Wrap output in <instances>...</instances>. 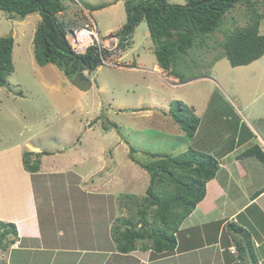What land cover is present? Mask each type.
Masks as SVG:
<instances>
[{"label":"rangeland","instance_id":"374dc122","mask_svg":"<svg viewBox=\"0 0 264 264\" xmlns=\"http://www.w3.org/2000/svg\"><path fill=\"white\" fill-rule=\"evenodd\" d=\"M263 1L258 0L260 11ZM63 4L66 9L58 16L72 26L67 40L72 31L83 27L97 33L106 52L101 65L84 71L91 84L86 90L74 85L53 64L40 66L35 61L33 36L40 20L38 13L21 19L0 11V36L12 35L14 39V70L8 82L0 86L1 215L13 209V201L26 206L30 198L26 185L29 171L24 170L21 161L24 151H53L47 153L44 163L53 162L58 170L68 167V171L83 175L92 168L93 178L108 173L117 181L108 188L112 195L105 202L114 209L113 213L120 210L127 217L131 215L130 207L132 212L136 209L149 182L148 173L130 158V146L177 154L191 145L185 144V138L180 141L176 137L178 126L166 115L170 101L192 105L201 122L205 120L204 125L211 118L218 119L214 128L201 129L208 145L220 138L223 142L228 140L243 121L255 129L254 121L264 116V74H260L264 56L253 66H231L222 53L225 36L247 23L244 4H236L225 15L223 25L207 37L203 46L197 45L180 57L175 69L185 79L210 75L182 85H175L179 84L178 77L161 68V72L154 69V44L145 21L134 28L128 43L118 44L115 33L126 19L124 0H63ZM86 4L109 5L90 11ZM260 33L264 34V20ZM110 122L118 125L119 132L112 126L103 128L110 126ZM257 138L255 135L252 144H258ZM134 157L141 162L151 160L143 152ZM42 159L41 156L40 162ZM71 172V177L66 178L69 181L74 179ZM50 188L52 191L45 192L50 190L54 194L57 210L66 208L67 193L80 192L74 184L68 189L60 182ZM111 237L110 231L109 249H116ZM0 264L6 263L0 260Z\"/></svg>","mask_w":264,"mask_h":264},{"label":"trees","instance_id":"16d2710c","mask_svg":"<svg viewBox=\"0 0 264 264\" xmlns=\"http://www.w3.org/2000/svg\"><path fill=\"white\" fill-rule=\"evenodd\" d=\"M239 3L248 10L247 23L242 27L235 26L237 28L225 36L222 53L231 66L248 65L264 55V34L260 33L264 1L260 11L258 0H186L185 4L170 3L168 0H124L126 19L115 35L119 38L118 44L124 46L134 28L145 21L154 44L156 64L183 83L191 78L185 79L184 75L176 73L180 57L197 45L203 46L207 37L223 25L225 15ZM107 5L86 4L85 8L94 11ZM65 9L63 0H0V11L10 18L23 19L32 13L39 14L40 20L33 36L34 59L40 66L53 64L72 80L75 75L90 71V67L95 69L101 65L100 55L103 57L106 52H99L96 45L89 46L84 53L72 50L66 38L72 26L58 16ZM13 46L12 35L0 36V86L8 82L7 78L14 70ZM166 115L189 138L194 137L201 125V118L194 107L181 100L170 101ZM254 122L255 130L264 140V119ZM111 126L119 128L115 122H110V126L103 125V128L106 130ZM138 152L149 155L151 160H136L134 154ZM44 154L47 152L24 151V169L30 173L37 172L40 157ZM129 156L148 173L149 182L145 194L138 198L136 209L132 212L130 207L131 215L119 217V222L116 225L114 222L111 227L117 249L125 253L138 247L158 254L172 252L180 224L204 198L206 183L218 169V159L191 145L177 154L130 146ZM249 156L255 157L264 166V153L258 144L250 145L237 155L238 158ZM229 227L246 242L240 240L237 248L240 256L247 260L246 247L249 251L251 249L249 235L236 224L230 223ZM16 238L15 224L0 220V249L5 251Z\"/></svg>","mask_w":264,"mask_h":264},{"label":"crops","instance_id":"0c3cea01","mask_svg":"<svg viewBox=\"0 0 264 264\" xmlns=\"http://www.w3.org/2000/svg\"><path fill=\"white\" fill-rule=\"evenodd\" d=\"M254 64L255 61L248 66ZM154 69L161 72L156 63ZM261 73L264 74V61L260 64ZM261 117L264 116L257 119ZM215 120L218 121L211 118L205 125V120L201 122L193 138L179 127V133L174 132L180 141L185 138L186 145L191 142V146L196 145L194 148L217 157L219 166L206 183L204 198L181 222L172 252L158 254L140 247L126 253L117 248L109 249L111 227L116 219L126 215L120 210L113 213L114 209L105 202L112 195L108 188L117 179L108 173L93 178L92 168L83 175L68 171V167L58 170L55 163H44L47 156L44 154L37 172L26 170L30 177L26 182L30 195L27 205L18 206L13 201V209L6 215L0 214L1 221L14 223L17 230V238L9 251L8 248L0 251L3 253L0 260L6 264H249L248 255L247 260L243 259L237 248L240 240L246 242L229 227L232 223L249 235L253 264H264V166L253 156L237 157L252 145L255 135L261 136L243 121L228 140L223 142L220 138L208 145L201 129L214 128ZM25 145L28 146V142ZM70 172L73 182L67 180ZM60 175L64 176L58 177ZM57 182L67 188L74 184L76 190H80L66 194L63 210L55 208L54 194L50 190L45 192ZM111 240L116 243L113 237Z\"/></svg>","mask_w":264,"mask_h":264},{"label":"built area","instance_id":"2783aa9c","mask_svg":"<svg viewBox=\"0 0 264 264\" xmlns=\"http://www.w3.org/2000/svg\"><path fill=\"white\" fill-rule=\"evenodd\" d=\"M98 38L99 37L96 32L82 27L80 29H75L74 31H72L70 38H69V43L71 45L72 50L76 53H84L90 45H96L97 50L99 52H102L103 50L101 48V44L99 43ZM100 57L102 59L101 55ZM257 140H258L259 147L264 153V140L260 137H258Z\"/></svg>","mask_w":264,"mask_h":264},{"label":"water","instance_id":"95a60500","mask_svg":"<svg viewBox=\"0 0 264 264\" xmlns=\"http://www.w3.org/2000/svg\"><path fill=\"white\" fill-rule=\"evenodd\" d=\"M89 69L92 70L93 68L90 67ZM72 82L74 85L78 86L81 89H85V88L90 86V80L88 77H86V75H84V72L75 75L72 79ZM246 253H247L248 258H249V264H253V261L250 257V252H249L247 247H246Z\"/></svg>","mask_w":264,"mask_h":264}]
</instances>
